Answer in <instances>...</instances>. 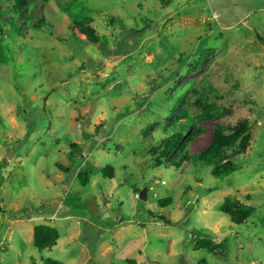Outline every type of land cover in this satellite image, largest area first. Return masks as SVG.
<instances>
[{
  "label": "rangeland",
  "instance_id": "1",
  "mask_svg": "<svg viewBox=\"0 0 264 264\" xmlns=\"http://www.w3.org/2000/svg\"><path fill=\"white\" fill-rule=\"evenodd\" d=\"M71 2L97 43L72 29ZM24 6L22 32L0 31V264H264V0ZM243 120L246 151L224 152L237 171L185 160ZM173 134L191 142L158 164ZM229 197L254 209L244 224L221 212ZM39 224L60 234L44 251ZM195 231L220 248L194 250Z\"/></svg>",
  "mask_w": 264,
  "mask_h": 264
},
{
  "label": "trees",
  "instance_id": "2",
  "mask_svg": "<svg viewBox=\"0 0 264 264\" xmlns=\"http://www.w3.org/2000/svg\"><path fill=\"white\" fill-rule=\"evenodd\" d=\"M162 3L166 4L171 0H161ZM25 0H16L14 3H10L8 7L3 9L0 5V31L6 32L7 34H19L22 32V26L19 25V19L21 15H26L29 8L24 6ZM64 6L66 9L69 19L72 23V29L78 31V33L90 42L97 43L99 37L96 34L95 29L91 26L93 18L85 15V8L77 4V2L67 3ZM13 13L10 17H6V14ZM206 52H202L199 59L203 60ZM205 113L209 118L216 117L215 112L216 105L214 103L207 104L204 106ZM184 115H186L184 113ZM250 141V126L247 120L238 122L233 128L226 133L222 126H216L213 137L208 146L197 155L185 154V160H194L196 163H201L210 166L211 174L219 179L235 172L238 170L236 166L228 162L223 164L225 159L224 152L231 150L232 153L238 154L246 151ZM189 142L184 141V138L179 134H173L166 138L161 147L157 151H153L158 155L156 162L161 163L160 159H169L171 156L180 150L184 153L186 148L189 146ZM178 157V156H177ZM114 169L106 167L102 170L106 176H113ZM86 180V179H85ZM163 206V203L161 202ZM221 212L227 214L234 224H244L253 214L254 209L251 206L244 205L231 197L227 198L220 206ZM164 220L163 217L160 218ZM197 237L195 238L194 250H207L210 253L216 252L221 243L215 242L214 238L201 236V231H195ZM34 246L39 251H44L52 248L56 245L57 240L60 237L58 230L55 227L39 224L34 227ZM43 264H65L61 261L47 258L43 261ZM197 264H206L204 261H200Z\"/></svg>",
  "mask_w": 264,
  "mask_h": 264
},
{
  "label": "water",
  "instance_id": "3",
  "mask_svg": "<svg viewBox=\"0 0 264 264\" xmlns=\"http://www.w3.org/2000/svg\"><path fill=\"white\" fill-rule=\"evenodd\" d=\"M147 197V191L146 189H144L141 193H140V199L141 200H146Z\"/></svg>",
  "mask_w": 264,
  "mask_h": 264
},
{
  "label": "built area",
  "instance_id": "4",
  "mask_svg": "<svg viewBox=\"0 0 264 264\" xmlns=\"http://www.w3.org/2000/svg\"><path fill=\"white\" fill-rule=\"evenodd\" d=\"M138 198H139V194H138Z\"/></svg>",
  "mask_w": 264,
  "mask_h": 264
}]
</instances>
